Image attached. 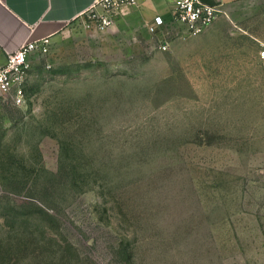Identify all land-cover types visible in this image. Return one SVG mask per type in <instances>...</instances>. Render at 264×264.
I'll list each match as a JSON object with an SVG mask.
<instances>
[{"label":"rangeland","instance_id":"rangeland-1","mask_svg":"<svg viewBox=\"0 0 264 264\" xmlns=\"http://www.w3.org/2000/svg\"><path fill=\"white\" fill-rule=\"evenodd\" d=\"M261 10L170 58L97 7L34 53L0 96V264H264Z\"/></svg>","mask_w":264,"mask_h":264},{"label":"crops","instance_id":"crops-1","mask_svg":"<svg viewBox=\"0 0 264 264\" xmlns=\"http://www.w3.org/2000/svg\"><path fill=\"white\" fill-rule=\"evenodd\" d=\"M97 1L0 0V66L6 63L10 53L17 51L27 41L48 39L53 42L63 32L66 25L88 12ZM174 1L148 0L134 7L123 8L117 13L116 23H128L131 27L138 28L149 25L156 17H162L169 22ZM202 1L223 10L224 13L214 23L216 24L224 18L233 17L234 19L238 16L241 7L257 0ZM260 12L264 17V10ZM261 42H264V36ZM189 45L192 44L175 46L172 42V50L168 51L167 55L170 58H176L178 57L177 50ZM258 59L260 61L259 52Z\"/></svg>","mask_w":264,"mask_h":264},{"label":"built area","instance_id":"built-area-1","mask_svg":"<svg viewBox=\"0 0 264 264\" xmlns=\"http://www.w3.org/2000/svg\"><path fill=\"white\" fill-rule=\"evenodd\" d=\"M146 1L148 0H98L89 11L97 7L101 9L98 27L101 31H106L114 26L118 11ZM223 13V10L202 0H175L171 20L166 22L162 17H156L149 29L157 35L161 48L168 52L172 50L173 32L179 29L178 33L182 37L198 36L211 27ZM49 46L48 39L27 41L8 55L6 63L0 66L1 97L12 100L17 105L25 103V84L30 70V59L37 51L47 52ZM259 58L264 70V42L260 44Z\"/></svg>","mask_w":264,"mask_h":264}]
</instances>
